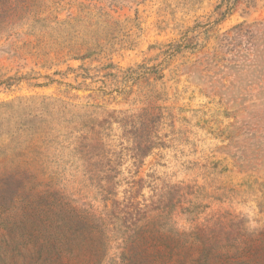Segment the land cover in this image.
I'll list each match as a JSON object with an SVG mask.
<instances>
[{"label":"rangeland","instance_id":"374dc122","mask_svg":"<svg viewBox=\"0 0 264 264\" xmlns=\"http://www.w3.org/2000/svg\"><path fill=\"white\" fill-rule=\"evenodd\" d=\"M0 264H264V0H0Z\"/></svg>","mask_w":264,"mask_h":264}]
</instances>
